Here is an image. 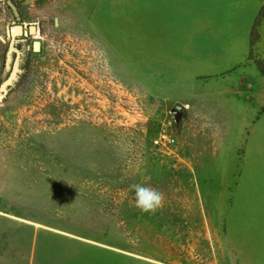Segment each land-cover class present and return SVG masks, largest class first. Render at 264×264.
I'll list each match as a JSON object with an SVG mask.
<instances>
[{
    "label": "rangeland",
    "instance_id": "rangeland-1",
    "mask_svg": "<svg viewBox=\"0 0 264 264\" xmlns=\"http://www.w3.org/2000/svg\"><path fill=\"white\" fill-rule=\"evenodd\" d=\"M0 98V264H264V0H0Z\"/></svg>",
    "mask_w": 264,
    "mask_h": 264
},
{
    "label": "clouds",
    "instance_id": "clouds-1",
    "mask_svg": "<svg viewBox=\"0 0 264 264\" xmlns=\"http://www.w3.org/2000/svg\"><path fill=\"white\" fill-rule=\"evenodd\" d=\"M135 207L143 214H154L163 206L164 195L158 190L137 184L134 186Z\"/></svg>",
    "mask_w": 264,
    "mask_h": 264
},
{
    "label": "water",
    "instance_id": "water-1",
    "mask_svg": "<svg viewBox=\"0 0 264 264\" xmlns=\"http://www.w3.org/2000/svg\"><path fill=\"white\" fill-rule=\"evenodd\" d=\"M28 33L29 35H36L37 34V29L36 27L32 26L29 28L28 30ZM10 34H11V44H10V47H11V51L14 50V45L16 43V39L20 36H23L24 35V28L23 26H13L10 30ZM33 51L35 53H38L41 51V43L39 41H35L34 42V45H33ZM18 63V62H17ZM1 100V98H0Z\"/></svg>",
    "mask_w": 264,
    "mask_h": 264
},
{
    "label": "built area",
    "instance_id": "built-area-1",
    "mask_svg": "<svg viewBox=\"0 0 264 264\" xmlns=\"http://www.w3.org/2000/svg\"><path fill=\"white\" fill-rule=\"evenodd\" d=\"M155 145L159 147H168L176 143L174 137L170 135L166 130L159 133L158 137L154 140Z\"/></svg>",
    "mask_w": 264,
    "mask_h": 264
},
{
    "label": "trees",
    "instance_id": "trees-1",
    "mask_svg": "<svg viewBox=\"0 0 264 264\" xmlns=\"http://www.w3.org/2000/svg\"><path fill=\"white\" fill-rule=\"evenodd\" d=\"M20 62H21V61H20ZM72 182H73V181H72ZM121 240H122V241H126V240L129 241V239H126V237H125V238H122ZM140 240H141V238H140ZM141 241L143 242V240H141ZM118 246H122L121 248H122V249H125V250H135V251H137V252H139V253H141V254H144V255H146V256H147V255H148V256H153V255H151L150 251H144V250H142V249H141L140 251H138V250H136V249H129L128 247H125V246L123 247V245H121V244L118 245ZM148 250H149V249H148Z\"/></svg>",
    "mask_w": 264,
    "mask_h": 264
}]
</instances>
